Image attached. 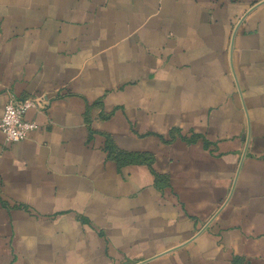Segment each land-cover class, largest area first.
<instances>
[{"label":"crops","instance_id":"1","mask_svg":"<svg viewBox=\"0 0 264 264\" xmlns=\"http://www.w3.org/2000/svg\"><path fill=\"white\" fill-rule=\"evenodd\" d=\"M0 264H264V0H0Z\"/></svg>","mask_w":264,"mask_h":264},{"label":"built area","instance_id":"2","mask_svg":"<svg viewBox=\"0 0 264 264\" xmlns=\"http://www.w3.org/2000/svg\"><path fill=\"white\" fill-rule=\"evenodd\" d=\"M45 101L41 95L26 96L23 98L8 97L0 117V129L7 142H18L28 137L35 128V123L25 117L31 108L41 109Z\"/></svg>","mask_w":264,"mask_h":264}]
</instances>
